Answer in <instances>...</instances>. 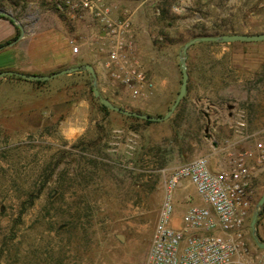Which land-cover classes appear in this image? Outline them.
Masks as SVG:
<instances>
[{"label": "rangeland", "instance_id": "obj_1", "mask_svg": "<svg viewBox=\"0 0 264 264\" xmlns=\"http://www.w3.org/2000/svg\"><path fill=\"white\" fill-rule=\"evenodd\" d=\"M58 1L2 4L24 27L16 44L32 51L38 35L63 30L72 62L93 67L103 98L154 117L164 116L179 92L186 42L216 31L264 33V0H100L109 10L105 20L97 11H60ZM106 20L125 24L124 31L112 34ZM230 46L200 42L188 49L189 88L163 122L104 111L84 69L70 78L0 86V264H145L169 173L199 156L225 167L264 143V61ZM41 47L51 46L46 40ZM10 56L1 52L0 64ZM261 168L249 218L250 225L257 215L255 231L249 226L247 234L258 253H264L254 240L264 243ZM182 192L189 206L200 203L194 191Z\"/></svg>", "mask_w": 264, "mask_h": 264}, {"label": "built area", "instance_id": "obj_2", "mask_svg": "<svg viewBox=\"0 0 264 264\" xmlns=\"http://www.w3.org/2000/svg\"><path fill=\"white\" fill-rule=\"evenodd\" d=\"M98 2L60 0L56 8L71 14L97 11L105 20L109 10H102ZM106 21L112 34L124 31L125 24ZM122 46L118 43L117 50ZM78 50L72 44L71 52ZM117 50L112 52L113 59ZM263 165L264 143L260 141L235 155L221 170L211 169L209 160L199 156L171 171L145 264H264V253L251 251L247 239L255 171ZM183 180L193 185L200 204L191 205L175 220L173 192Z\"/></svg>", "mask_w": 264, "mask_h": 264}, {"label": "crops", "instance_id": "obj_3", "mask_svg": "<svg viewBox=\"0 0 264 264\" xmlns=\"http://www.w3.org/2000/svg\"><path fill=\"white\" fill-rule=\"evenodd\" d=\"M8 20L4 18H0V44L10 41L16 35L15 25L11 23L12 21L10 22V20L9 21ZM34 40L36 43L35 46L31 47L32 51H29L27 49H22L16 43L11 44L12 42L10 43L11 45H8L7 47L0 49V54L1 52H5V51L11 53V56L8 58L9 60H12L10 63L8 62L6 64L5 63L0 64V73L11 71V72L24 73L27 75L45 76V74L48 73L59 72L76 67L75 63L72 62L71 60L72 58H70L71 54L68 46V42L70 41L69 35L65 33L63 30L51 29L49 30V32H44L43 34L38 35L37 38ZM46 40L49 41L51 49L48 48L46 50L45 48L41 47V41H46ZM231 44L232 46L227 47L228 50L234 53L246 55L251 60H253L254 54L260 53L262 59L261 61H264V41L234 42ZM34 50L38 52V54L37 53L33 54ZM256 63L252 62V64L254 65ZM63 75L65 76V78H70V77H66L69 76V74L67 75L63 74ZM9 76L10 75L0 77V86L7 85L8 81L10 80L8 84H12L11 86L19 87L20 83H18V80L16 81V79H9ZM10 77H15V76H10ZM225 167L222 166L218 168L211 167V169L221 170ZM261 169L262 168L255 171V179L261 173ZM183 189H185L186 191L190 190L195 192L193 185H191L188 181H184L183 183H181L180 186L173 192L175 195L174 206L176 212H178L177 214L178 216H181L183 212L188 207L191 206V205L189 206L188 204L189 196L183 194L182 192ZM183 208L184 210H182Z\"/></svg>", "mask_w": 264, "mask_h": 264}, {"label": "water", "instance_id": "obj_4", "mask_svg": "<svg viewBox=\"0 0 264 264\" xmlns=\"http://www.w3.org/2000/svg\"><path fill=\"white\" fill-rule=\"evenodd\" d=\"M0 16L5 17V18L9 19L10 21H12V23L19 29L18 37L11 44L17 43L20 39H22L24 37V34H25L24 27L17 21L16 18H14V16L11 13L6 12L4 9H0ZM260 41H264V33H260V34H223V35H219V36H200V37H196V38L186 42L183 45L181 55H180V70H181V75H182L180 89H179V92L176 96L174 103L172 104L170 109L167 111V113L162 117H154V116H151L148 114H141V113H137V112L127 111V110L122 109L120 107H116L108 99L103 98L98 91L94 69L91 65H83L80 67L66 69V70L54 73L50 76L27 75L24 73L9 71V72L0 73V77L10 75V76L19 77L21 79H25L28 81H46V80H50L56 76H60L63 74H70V73L77 72V71L84 69V70L88 71L93 78L92 92H93L94 97L96 99H98V101L104 107H106L109 110L120 113L122 115H125V116L136 117V118L143 119V120L150 121V122H163V121L168 120L171 117V115L174 113V111L178 107L179 103L181 102V100L185 97L187 84H188V78H189L188 72H187L186 57H187V51L192 45H194L196 43H200V42L234 43V42H260ZM11 44H9V45H11ZM207 122L209 123V120H207ZM207 132H208V128L205 129V134H207ZM206 138L208 139L209 135H206ZM263 204H264V191H263L262 197L260 198V200L257 204V208L258 209L261 208L263 206ZM256 219H257V215H254L252 218L251 224H250V228L252 229L253 233L255 231ZM254 240L257 243L259 248H261V249L264 248V243H261L258 238L254 237Z\"/></svg>", "mask_w": 264, "mask_h": 264}, {"label": "trees", "instance_id": "obj_5", "mask_svg": "<svg viewBox=\"0 0 264 264\" xmlns=\"http://www.w3.org/2000/svg\"><path fill=\"white\" fill-rule=\"evenodd\" d=\"M11 0H0V7H2V4L4 3V2H10ZM0 18H4V19H6V20H8L7 18H5V17H2V16H0ZM9 21V20H8ZM11 22V21H10ZM12 23V22H11ZM15 29H16V35L10 40V41H7V42H5V43H2V44H0V49H2V48H4V47H7L11 42H13L17 37H18V35H19V29L15 26ZM202 32V31H201ZM220 34H219V32L218 31H216L215 32V34H214V36H219ZM221 35H223V34H221ZM10 78H15V79H20L19 77H10ZM188 88H189V82H188V86H187V90H188ZM101 108L104 110V111H108V109L106 108V107H104L103 105L101 106ZM146 123H152V122H150V121H146ZM41 192V190H39L38 191V193H40Z\"/></svg>", "mask_w": 264, "mask_h": 264}]
</instances>
